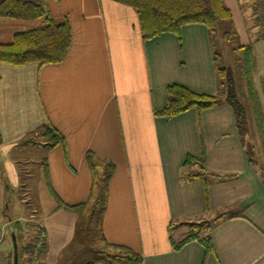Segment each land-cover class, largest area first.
<instances>
[{"label":"crops","instance_id":"crops-1","mask_svg":"<svg viewBox=\"0 0 264 264\" xmlns=\"http://www.w3.org/2000/svg\"><path fill=\"white\" fill-rule=\"evenodd\" d=\"M225 1L240 42L250 44L239 0ZM45 2L48 16L70 24L65 58L0 61V226L9 223V237L23 215L17 213L21 204L11 212L4 206L7 180L20 185L17 165L28 178L34 175L16 152L26 143L43 152L34 183L24 188L26 200L17 194V202L30 199L46 230L44 264H125L116 258L122 248L138 256L133 264H264V173L250 161L234 109L223 101L170 117L155 113L166 106L171 84L219 94L207 27L188 23L180 35L143 38L138 14L126 4ZM34 24L0 17V42ZM251 44L259 58L258 66L254 55L257 87L264 39ZM257 90L264 117V93ZM47 123L62 142L25 141ZM202 164L209 174L184 177L199 174ZM109 165L114 168L107 176ZM204 219L209 230L192 225ZM207 238L209 249L202 241ZM29 251L22 264H31Z\"/></svg>","mask_w":264,"mask_h":264},{"label":"trees","instance_id":"trees-1","mask_svg":"<svg viewBox=\"0 0 264 264\" xmlns=\"http://www.w3.org/2000/svg\"><path fill=\"white\" fill-rule=\"evenodd\" d=\"M134 8L138 14L140 30L143 38H152L164 32H171L180 35L181 27L188 23H202L209 33L214 32L219 22L232 21L233 15L225 0H114ZM256 9L259 14L256 17L257 25L263 27L262 36L264 38V0H255ZM0 17H10L23 20L43 18V23L27 31L17 32L9 43L0 42V61L14 65H23L29 62L40 64L56 63L62 61L71 44L72 31L68 21L56 22L47 14L45 0H0ZM235 38L239 39L238 33L234 31ZM245 49V63L247 76L249 77V87L252 98L258 111L260 125L264 131V117L261 104L255 95L254 69L255 59L252 44L242 45ZM214 60L217 65V56L214 53ZM224 72L223 68L217 67L218 78ZM222 74V75H221ZM227 89L223 92L224 97L206 93H198L180 84L168 86V102L156 114L164 116H174L191 108L205 109L215 106L223 101L227 102L235 112L236 125L244 141L245 134V114L244 108L239 101L234 86V79L230 69L225 70ZM222 82H220V85ZM219 85V81H218ZM222 95V93H221ZM220 96V97H219ZM36 133V135H34ZM34 135V136H32ZM34 137L39 140L33 141ZM264 137V134H263ZM37 144L43 141L53 146L63 141V136L50 124H43L36 128L31 136L25 140ZM252 162V160L250 159ZM106 168L107 176L113 171L114 165ZM209 174L202 164L199 174L187 173L185 178H195ZM225 214L217 216L213 222L222 218ZM194 225V224H193ZM208 230L210 225L207 226ZM17 228L15 236L18 244V264L19 239ZM197 233H190L184 242L196 238ZM206 248H211L209 239H203ZM116 258H125V264L137 262L138 256L129 248H122L116 254Z\"/></svg>","mask_w":264,"mask_h":264},{"label":"rangeland","instance_id":"rangeland-1","mask_svg":"<svg viewBox=\"0 0 264 264\" xmlns=\"http://www.w3.org/2000/svg\"><path fill=\"white\" fill-rule=\"evenodd\" d=\"M239 6L242 12L243 22L246 26V32L248 33L250 37V41H251L250 44H251L253 40L260 39L262 36L263 27L257 25V22H256V17L260 11L256 9L255 0H239ZM27 22L35 23L34 27H38L43 23V18L27 20ZM234 31H236L235 26H234V21L225 20V21L219 22L216 27V30L214 32H211L214 53L218 59L217 67L223 68L224 70V72L222 73L223 75L221 74L222 76L218 78L219 95L221 97L225 96V94H223V92L226 91L227 89V80L225 77V70L230 69L233 75V79H234L236 95L244 108V114H245L244 143L246 144V147L250 153L252 161L264 173V137H263L264 131L260 125L259 116H258L259 114H258L256 105H255V99L252 98V95L250 92L251 90L249 87L250 79L247 76L246 63L244 60L245 49L242 48L243 44L240 42V40L238 38L237 39L235 38ZM236 32L238 33V31ZM238 36H239V33H238ZM258 52L260 54V49ZM256 53L254 55L257 56V59H258L257 65L259 66V58H258V54ZM255 80L257 81V87L254 82L255 95H257L256 101H258L259 95H258L257 88L259 89L260 92L264 93V73L260 78L261 83L259 82L258 72L255 75ZM220 82H222L221 85H220ZM33 139H34L33 140L34 142L36 140H39L36 137H34ZM28 143L33 144V142H28ZM33 145H36V144H33ZM22 146H23L22 150L18 149L16 151L17 155L19 156L22 155L26 159L23 162V164L25 167H32L33 171L31 172V174H34V175H33V178H28L24 170H21V165H17L19 169L17 170V174L19 177L20 185L18 187L14 186L12 181L7 180L8 192L5 198V202H4V206L8 205L7 209L10 212L13 209H18L19 207L18 204H21L20 205L21 212H17V213H21L23 217L20 219H17L16 223H14V227L17 228L16 231L19 234L18 236L19 243H20L19 253L22 251L26 252L30 250L32 243L29 245V241L33 242L35 240V235H36V231L38 230V226H39L38 224L40 220H39L38 213H36V211H33L34 208L31 207L30 203H32V201H30V199H27L26 202L24 201L23 203H18L19 202L18 196H21V198H25L24 200H26L27 195H26V190L24 188L34 183V180L36 178V173L34 170L39 167V165L35 163V161L36 159L40 157L41 153L43 152V149H40L32 145L29 146L26 143H23ZM13 154H14V150H12L11 155ZM0 174H1V170H0ZM22 183H25V185L21 186ZM28 195L30 196V194ZM8 224H4V225L2 224L0 226V264H13V253H14L13 241H12V238L9 237L10 230L8 229L9 228ZM206 224L207 222L204 219L201 222H197V223H194V225L193 224L192 225L195 228L198 227L199 229L201 228L204 229V228H207ZM95 225L96 223L93 222V226H92L93 237L96 236V231H97ZM21 229L23 230V232L24 230H26L25 237H24L23 232L22 234H20ZM23 239L25 241H23ZM99 247H102L101 240H99ZM22 257L23 255L20 256L19 264H22ZM100 257H103V256H100ZM112 261H115V259L112 258ZM73 264H77V263L74 262Z\"/></svg>","mask_w":264,"mask_h":264},{"label":"built area","instance_id":"built-area-1","mask_svg":"<svg viewBox=\"0 0 264 264\" xmlns=\"http://www.w3.org/2000/svg\"><path fill=\"white\" fill-rule=\"evenodd\" d=\"M38 225L35 240L32 242L29 252L31 264H44L43 259L46 253L47 233L40 223Z\"/></svg>","mask_w":264,"mask_h":264},{"label":"water","instance_id":"water-1","mask_svg":"<svg viewBox=\"0 0 264 264\" xmlns=\"http://www.w3.org/2000/svg\"><path fill=\"white\" fill-rule=\"evenodd\" d=\"M12 241H13V251H14L13 264H18V244L14 232L12 233Z\"/></svg>","mask_w":264,"mask_h":264}]
</instances>
